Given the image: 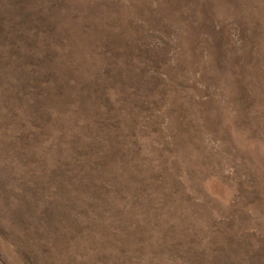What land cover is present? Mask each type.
Returning <instances> with one entry per match:
<instances>
[{
    "label": "rangeland",
    "instance_id": "374dc122",
    "mask_svg": "<svg viewBox=\"0 0 264 264\" xmlns=\"http://www.w3.org/2000/svg\"><path fill=\"white\" fill-rule=\"evenodd\" d=\"M0 264H264V0H0Z\"/></svg>",
    "mask_w": 264,
    "mask_h": 264
}]
</instances>
